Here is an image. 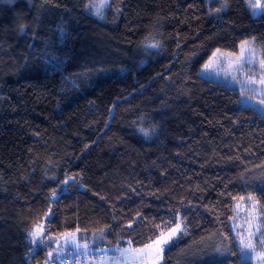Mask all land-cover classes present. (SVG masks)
Returning <instances> with one entry per match:
<instances>
[{
    "label": "trees",
    "instance_id": "obj_1",
    "mask_svg": "<svg viewBox=\"0 0 264 264\" xmlns=\"http://www.w3.org/2000/svg\"><path fill=\"white\" fill-rule=\"evenodd\" d=\"M87 2L0 0V264H60L77 252L65 232L88 242L92 261L129 239L140 247L180 208L187 229L159 263L178 264L175 253L187 245L233 237L229 217L240 201L232 196L264 199V187L248 181L264 168L256 110L238 107L230 120L204 111L186 130L174 125L215 48L236 52L255 37L264 55V15L253 17L245 0H228L219 14L209 7L220 1L109 0L100 19L85 11ZM149 34L161 47L144 48ZM51 54L58 60L48 62ZM152 124L156 134L145 137L139 128ZM37 224L45 238L34 245L28 231ZM104 225L105 239L94 240Z\"/></svg>",
    "mask_w": 264,
    "mask_h": 264
},
{
    "label": "snow or ice",
    "instance_id": "obj_2",
    "mask_svg": "<svg viewBox=\"0 0 264 264\" xmlns=\"http://www.w3.org/2000/svg\"><path fill=\"white\" fill-rule=\"evenodd\" d=\"M6 2L11 4L14 3V0H6ZM211 2L212 0H210V3ZM257 4H259L260 14L264 15V3H261V0H256L255 3L253 0H248V7L253 10V15H257ZM109 7H111V5L108 0H88L85 4V9L90 14L95 15L100 19L105 18V10ZM226 7H228V0H220L219 7H216L215 9L209 7V13L211 14L212 12H215L216 14H219ZM25 29L26 25L21 22L19 24V31L24 32ZM57 31L60 33L61 38H63L65 33L64 27L57 26ZM251 42L254 44L255 37L252 38ZM144 43L146 47L150 48L161 47V42L152 34H149V36L145 38ZM249 44V40L240 41V55H237L232 51L222 50L219 47L215 48L203 63L202 73L209 69H214L217 76H219L221 72L224 73L225 78L231 75L232 81L240 84L242 95L245 91H248L249 93L256 92L257 89L254 86L258 84L261 93L260 103L264 104V55L261 56L259 61L261 72L258 78H254L251 75H245L244 79H240L238 75V73L243 70V64L247 59L245 53H251L252 58L255 57L256 49L254 47H249ZM56 60H58V57H56L55 54H51V59L48 62L51 63ZM202 73L198 75H202ZM251 98L252 97L249 96V99ZM156 127L155 124H152L149 127L141 126L139 131L145 137H151L156 134ZM63 183L67 185L68 179H65ZM132 191H136V189L133 188ZM52 195L54 198L56 197L55 189L52 190ZM232 199L234 201H245L246 205L247 202L251 201V206L250 209L246 207L245 210L247 215L243 218L242 224L238 225L236 223L239 219L238 214L229 217V219L233 221L232 231L236 233V236L232 237L229 234L221 233L223 240L215 245V251L221 255L227 253L236 257L237 260L233 261V264H237V261L239 264H247V261L257 256L264 260V203L258 200L252 193H249L247 197L232 196ZM189 203H191V201H189ZM181 204H183V200H181ZM235 207L239 209L240 204L237 203ZM50 211L51 209H49V212ZM139 215L140 213L138 212L136 216L138 217ZM185 219L186 217L181 214V209L174 208L173 218L164 220L161 224L154 225L157 229V233L153 236H149L140 247H133L135 241L129 239L127 247H116V252L118 253L116 257H108L106 259L105 256H100L98 264H159L160 260L163 258L165 246L169 245L181 232L186 231L187 225L185 224ZM135 223V218L129 219L126 225L127 230H133ZM108 227L109 225H104L93 231V239L104 240ZM75 231L78 233L80 228L77 227ZM28 236L31 243L34 245L37 243H43L45 238L44 226L40 224L34 225L33 228L28 231ZM61 236L64 238L65 244L71 240L77 249L82 248L84 254H88L89 244L87 241L81 244L71 232L62 233ZM224 241H227V243H224ZM55 242L57 243L56 251H61L62 246L59 243V239L57 238ZM257 245H259V247H257ZM233 247L236 248L235 251L233 250ZM99 251L106 252L105 249H99ZM52 254V251H49L48 255L52 256Z\"/></svg>",
    "mask_w": 264,
    "mask_h": 264
},
{
    "label": "rangeland",
    "instance_id": "obj_3",
    "mask_svg": "<svg viewBox=\"0 0 264 264\" xmlns=\"http://www.w3.org/2000/svg\"><path fill=\"white\" fill-rule=\"evenodd\" d=\"M2 1L6 2V0H2ZM53 1L63 6L67 4V0H53ZM207 1L210 2V0ZM213 1L219 2L220 0H212V2ZM253 2L255 3L256 0H253ZM245 3L246 6L248 7V0H245ZM261 3H264V0H261ZM248 9L250 10L253 17L259 16L260 14L259 4H257V10H258L257 15H253V10L251 8L248 7ZM85 11L88 14H90L87 10ZM92 16L98 18L95 15ZM249 47H254L252 42H250ZM144 48L149 51L156 50V48L146 47L145 44H144ZM235 53L237 55H240V44L238 45V49ZM245 55L247 59L243 64V70L240 73H238L239 78L244 79L245 75H251L254 78H258L261 72L260 63H259L261 57L257 52H255L254 58H252L251 53L246 52ZM201 73H202V67H200L197 73V77L192 89L190 106L186 113V116L185 118L174 124L176 125L175 128L176 131L177 130L179 131L180 130L179 128H181V130L183 131L189 128L188 126L191 127L196 121H198L202 117L204 111H207L209 114L214 113L213 116L215 118L230 120L233 116L234 111L238 107H250L256 110L260 115L264 117V104L260 103L261 93L259 91L260 86L258 84L254 86L257 89L256 92L249 93L248 91H245L244 94L242 95L240 84L232 81L231 75L225 78L224 73L221 72L220 75L217 76L214 69H209L203 72L202 75H198ZM201 79L210 81L211 84L207 86H202L199 84V81ZM214 85H219L227 89V92L221 93L220 89L214 87ZM249 96H251L252 98L249 99ZM252 176L253 177L248 178V181L250 182V186L264 187V168H262L258 172L253 173ZM260 201L264 203V199L260 198ZM239 204H240V208L237 209L235 207L233 213V216L237 214L239 216V219L236 221L238 225L243 223V218L247 215L245 209L246 207L250 209L251 201L247 202V205L245 201H240ZM258 210H259V206H258ZM229 225L232 235L233 237H235L236 233L232 231V226H233L232 220L229 221ZM221 241H222L221 237L215 234L209 240H207V242L204 241L199 244H190L181 248L175 253V259L177 260L178 264H198L199 262L203 263L214 260H220L228 255L227 253L221 255L215 251V245L219 244ZM71 244H72L71 246L76 248L72 242ZM168 246L169 245L165 246V249ZM257 247H259V245H257ZM75 251L84 253L83 250L81 249L77 250V248L75 249ZM101 253L105 255L104 252ZM111 255L112 256L114 255L116 257L118 253L115 251L114 253L108 254V256ZM93 257L95 259L96 256ZM84 259L85 261H87L88 259V257H86L85 254H84ZM92 262H94V264H97V261H92ZM247 262H250L251 264H264V260H262V258L258 256L250 259Z\"/></svg>",
    "mask_w": 264,
    "mask_h": 264
},
{
    "label": "built area",
    "instance_id": "obj_4",
    "mask_svg": "<svg viewBox=\"0 0 264 264\" xmlns=\"http://www.w3.org/2000/svg\"><path fill=\"white\" fill-rule=\"evenodd\" d=\"M100 256H105L101 252H98L95 257V261L98 262ZM60 264H89L85 261L84 255L81 252H73L64 256Z\"/></svg>",
    "mask_w": 264,
    "mask_h": 264
},
{
    "label": "crops",
    "instance_id": "obj_5",
    "mask_svg": "<svg viewBox=\"0 0 264 264\" xmlns=\"http://www.w3.org/2000/svg\"><path fill=\"white\" fill-rule=\"evenodd\" d=\"M106 254V253H105ZM108 257H115L114 255L112 256H108V255H106V259L108 258ZM87 263H89V264H94V262L92 263V261L90 260V259H87V261H86ZM98 264V263H97Z\"/></svg>",
    "mask_w": 264,
    "mask_h": 264
}]
</instances>
